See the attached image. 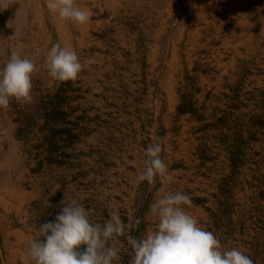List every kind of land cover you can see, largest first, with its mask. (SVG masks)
<instances>
[{"label": "rangeland", "instance_id": "1", "mask_svg": "<svg viewBox=\"0 0 264 264\" xmlns=\"http://www.w3.org/2000/svg\"><path fill=\"white\" fill-rule=\"evenodd\" d=\"M0 3V68L13 51L38 66L32 101L0 108V264H20L62 200L92 223L132 214L139 238L157 228V194L176 192L222 248L264 264V0H78L85 25L59 23L46 0ZM57 42L94 63L53 80ZM157 137L173 180L149 184L137 175ZM117 241L114 264H131Z\"/></svg>", "mask_w": 264, "mask_h": 264}, {"label": "clouds", "instance_id": "2", "mask_svg": "<svg viewBox=\"0 0 264 264\" xmlns=\"http://www.w3.org/2000/svg\"><path fill=\"white\" fill-rule=\"evenodd\" d=\"M46 6L62 21L78 25L92 22V9L78 0H46ZM94 63L87 58L83 63L77 52L62 47L59 42L47 52L48 75L56 81H74L79 74ZM38 71L37 64L13 51L0 68V108L6 109L11 100L30 103L32 79ZM166 137H157L145 155V170L138 173L139 181L163 183L173 180L161 157ZM107 195V193H105ZM50 206V205H49ZM192 206L191 197L176 192L157 194L150 206L158 218L157 228L137 238L130 231L139 226V218L129 214L126 224L118 211L110 213L103 224L92 223L89 212L76 199L60 202V211L54 220H46L39 227L40 237L29 240L26 251L20 255V264H114L120 259V249L115 243L125 236L133 252L131 264H254L252 258L237 248L225 250L213 232L204 229L198 219L186 211ZM118 242V241H117Z\"/></svg>", "mask_w": 264, "mask_h": 264}, {"label": "bare ground", "instance_id": "3", "mask_svg": "<svg viewBox=\"0 0 264 264\" xmlns=\"http://www.w3.org/2000/svg\"><path fill=\"white\" fill-rule=\"evenodd\" d=\"M2 1V0H1ZM201 1V3L204 1V0H200ZM23 3V2H22ZM1 4V3H0ZM11 4V3H10ZM3 5V4H2ZM13 5H14V3H13ZM223 5V4H222ZM16 6H18V3L16 2V5H14V7H16ZM23 6V5H22ZM203 6V5H202ZM20 7V6H19ZM203 9V8H202ZM21 10V8L18 10V11H20ZM16 11V10H15ZM17 11V12H18ZM52 13V12H51ZM17 15V14H16ZM55 17V16H54ZM58 21H59V23H61L62 22V20L60 19V18H58ZM61 30V29H60ZM66 42V41H65ZM1 50V49H0ZM2 50H3V48H2ZM0 54H1V51H0ZM3 54H4V52H3ZM2 58V57H1ZM0 62H1V60H0ZM1 67V66H0Z\"/></svg>", "mask_w": 264, "mask_h": 264}]
</instances>
